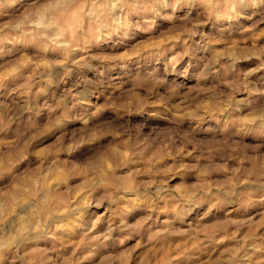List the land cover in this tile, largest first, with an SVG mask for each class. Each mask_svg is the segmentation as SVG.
Instances as JSON below:
<instances>
[{
  "label": "clouds",
  "instance_id": "1",
  "mask_svg": "<svg viewBox=\"0 0 264 264\" xmlns=\"http://www.w3.org/2000/svg\"><path fill=\"white\" fill-rule=\"evenodd\" d=\"M177 14L188 22L179 30L169 29L166 21ZM262 24L264 0H0V58L11 76L28 62L68 71L77 66L88 69L87 75L93 70L108 73L105 83L113 89V111L102 116L93 112L82 119V131L69 138L78 151L72 161L34 157L39 149L27 150L30 118L20 120V109L0 101V191L8 193L0 195V264H34L32 245L48 236L62 239L55 235L62 222L49 223L53 215L45 219L40 205L51 204L57 191L48 188L53 176L73 164L86 170V178L78 182L104 190L97 208L105 201L116 203L123 199L117 193L128 191L136 200L165 202L170 218L161 223L169 227L161 234L190 235L196 231L190 227L193 221L213 209L219 216L210 224L249 203L264 207V47L241 46L251 38L245 34ZM149 30L162 33L164 42L125 56L145 42L143 34ZM215 35L237 42L218 48L209 39ZM176 43L182 47H169ZM28 49L34 50L32 55ZM109 54H114L109 64L93 63ZM253 60L258 63H244ZM180 63L183 71L173 75ZM185 73L184 80L177 79ZM189 88L194 91L187 92ZM78 95L93 103L91 92ZM12 124L18 126L10 133ZM160 128L170 129L169 134L161 137L153 131ZM149 144L168 162L154 158L151 179L124 187L122 181L137 174L136 166L147 159ZM189 149L192 161L184 159ZM21 161L23 166L17 167ZM182 172L202 178L190 182L193 191L187 196L170 183L172 174ZM198 204L203 205L200 213ZM109 238L110 232L93 240ZM226 238L219 235L217 242ZM197 259L199 264H264V245L238 244L215 260ZM57 260L67 264L59 256L48 257L45 264Z\"/></svg>",
  "mask_w": 264,
  "mask_h": 264
},
{
  "label": "rangeland",
  "instance_id": "2",
  "mask_svg": "<svg viewBox=\"0 0 264 264\" xmlns=\"http://www.w3.org/2000/svg\"><path fill=\"white\" fill-rule=\"evenodd\" d=\"M193 16H189L188 20L195 23ZM187 22L179 14L169 17L166 21L169 29L176 30ZM251 23L249 21V24ZM261 29H264V24L246 33L245 37L251 38L246 40V44L241 43V46L254 44L258 49L264 47V32ZM143 36L145 42L137 49L125 53V56L136 55L139 51L164 42V35L154 33V30H149ZM209 39L218 48L237 42L221 35L210 36ZM169 47L174 50L180 49L182 43ZM33 51L28 49L29 55H32ZM113 55H103L93 63L109 64ZM244 63L246 66H251L258 62L253 60ZM182 71L183 64L180 63L176 67V72L172 74ZM10 72L11 68L6 60L0 58V79L4 80V86L0 87V101L7 103L13 110L20 109V120L30 118L28 122L32 124V131L29 133L30 138L27 139V150L38 148L37 152H33L34 157L55 156L58 160L72 161L78 155V151L75 145L69 144V138L75 137L82 131L79 127L82 119L88 118L93 112L102 116L105 112L113 111L111 107L113 89L110 84L105 83L108 73L93 70L87 75L88 69L82 67L73 66L72 70L68 71L59 67H39L32 62L22 65L15 76H11ZM186 75L185 73L178 76L177 79L184 80ZM20 85L24 87L16 92ZM105 88L108 91H104ZM85 90L91 92L89 100L93 103L81 100L78 93ZM186 91L191 93L194 89L189 88ZM17 126L12 124L9 132L11 133ZM153 131L163 137L169 134L170 129L160 128ZM144 155L147 159L136 166L137 174L129 175L122 181L124 187L132 189L138 183L151 179L149 165L154 158L160 159L162 163L168 162L162 159L159 150L151 144L146 146ZM192 155L189 149L184 159L192 161ZM23 163L21 161L17 167H22ZM156 166L159 168L161 165ZM128 167H125L123 172L126 173ZM140 171L143 172L142 175L139 174ZM120 174L121 171L117 170V175ZM85 178L86 170L73 164L70 170L59 172L49 182L48 188H57V191L52 193L51 204H41L40 207L44 211L45 219L50 213L53 215L49 223L57 219L62 222V229L55 233L62 239L48 236L32 245L31 247L36 249L34 264H45L48 257L56 259L58 256L64 258L67 264H199L198 257L211 256L215 260L224 249L236 247L238 244L264 245V215H262L264 207L258 204L249 203L243 208H238L228 218H220L217 223L210 224L209 221L213 217L219 216L218 211L213 209L210 214L201 215L193 221L190 227L195 228V232L190 235L170 236L161 234L164 228L169 227L161 223L164 218H170L165 202L136 200L134 193L128 191L117 193L122 195L123 199L116 203L109 205L105 201L103 207L97 208L96 201L104 190H94L88 184L78 182ZM201 179L194 172L174 173L170 183L176 185L177 193L187 196L193 191L190 182ZM177 181L182 182L177 183ZM117 183L121 182L117 181ZM64 185H71L70 191H64ZM108 190L113 191L110 186ZM0 195H8V193L2 190ZM36 200L39 201L40 197ZM195 207L200 213L203 205L198 204ZM109 232L110 238L103 243L93 240V237ZM219 235L227 238L217 242ZM57 264H60L59 260Z\"/></svg>",
  "mask_w": 264,
  "mask_h": 264
}]
</instances>
